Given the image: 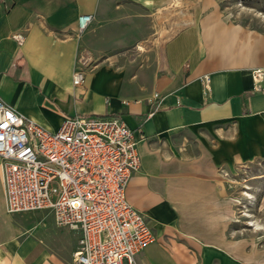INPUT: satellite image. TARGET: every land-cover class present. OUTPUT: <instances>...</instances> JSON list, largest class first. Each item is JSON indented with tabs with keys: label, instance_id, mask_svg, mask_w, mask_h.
I'll use <instances>...</instances> for the list:
<instances>
[{
	"label": "crops",
	"instance_id": "obj_1",
	"mask_svg": "<svg viewBox=\"0 0 264 264\" xmlns=\"http://www.w3.org/2000/svg\"><path fill=\"white\" fill-rule=\"evenodd\" d=\"M179 13L190 22L164 41ZM81 15L92 21L79 34ZM258 68L264 34L225 20L217 0H0V99L49 131L75 115L135 131L126 195L153 234L138 264H264V226L243 224L238 186L264 162ZM243 182L264 211V172ZM42 217L6 212L0 158V264H71L78 235Z\"/></svg>",
	"mask_w": 264,
	"mask_h": 264
},
{
	"label": "built area",
	"instance_id": "obj_2",
	"mask_svg": "<svg viewBox=\"0 0 264 264\" xmlns=\"http://www.w3.org/2000/svg\"><path fill=\"white\" fill-rule=\"evenodd\" d=\"M91 21L77 18L79 34ZM13 37L22 43V35ZM85 70H75L74 86ZM252 79L253 90L264 92V68L253 69ZM0 158L6 212L47 211L57 227L75 232L71 264H138L153 234L127 199L141 159L136 133L120 117L64 116L49 131L0 99Z\"/></svg>",
	"mask_w": 264,
	"mask_h": 264
},
{
	"label": "rangeland",
	"instance_id": "obj_3",
	"mask_svg": "<svg viewBox=\"0 0 264 264\" xmlns=\"http://www.w3.org/2000/svg\"><path fill=\"white\" fill-rule=\"evenodd\" d=\"M219 3V8H221L222 12L224 13L225 20L230 22H235L243 25L247 29H252L254 31H257L261 34H264V0H217ZM169 20L167 19L166 24L169 25ZM191 18L189 16H182L180 13L177 17V24L174 27H171L172 31L169 32V29L167 32L163 31L160 34V37L165 41L169 37H171L176 31H179L182 29L186 23L190 22ZM91 68L90 66H87ZM264 172V162H261L259 164L253 165L251 168L246 169L245 171H242V173L239 177V180L242 182L240 185L241 190V206H242V222L243 224L248 225L249 220H257V224L261 227L264 226V211H257L256 202L258 200V195L260 193V189L258 190V195L253 196L249 193H246L245 185L246 183L243 182V180H247L248 177L256 174ZM244 178V179H243ZM249 187V186H248ZM245 193V194H244ZM249 194V195H247ZM249 198H252V204H250ZM43 214V219L50 221L52 220V216L47 211H39ZM252 212V213H251ZM247 217V218H246ZM249 217V218H248ZM251 217V218H250ZM252 225V223H251ZM56 227V226H55ZM255 227V226H254ZM243 229L245 231H248V228L246 226H243Z\"/></svg>",
	"mask_w": 264,
	"mask_h": 264
},
{
	"label": "bare ground",
	"instance_id": "obj_4",
	"mask_svg": "<svg viewBox=\"0 0 264 264\" xmlns=\"http://www.w3.org/2000/svg\"><path fill=\"white\" fill-rule=\"evenodd\" d=\"M245 194V193H244ZM247 195H249V194H247ZM256 229H258V227L256 228ZM260 229V228H259Z\"/></svg>",
	"mask_w": 264,
	"mask_h": 264
}]
</instances>
